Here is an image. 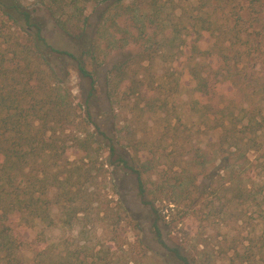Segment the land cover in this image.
Returning <instances> with one entry per match:
<instances>
[{"label": "rangeland", "instance_id": "rangeland-1", "mask_svg": "<svg viewBox=\"0 0 264 264\" xmlns=\"http://www.w3.org/2000/svg\"><path fill=\"white\" fill-rule=\"evenodd\" d=\"M24 3L42 22V35L49 46L78 53L79 45L55 27L35 0ZM95 3L92 1L88 8L91 22L97 14ZM185 6L181 0L180 7ZM166 12L167 7L161 17ZM128 16L121 17L111 10L103 28L93 34L97 50L92 95L90 81L69 66L65 85L76 112L82 115L79 132L86 137L88 147V153L71 148L66 155V170L80 169L70 187V192L77 194L72 206L78 213L67 219L61 204H53V226L37 223L23 234L28 243L20 250L23 264H33L35 250L56 254L64 249L86 251L87 264L93 259L96 264H175L170 252L175 246L185 250L192 264H240L243 260L264 264V135L259 140L263 153L259 154V176L255 179L261 187L260 194L256 202L238 201L223 181L225 172L216 174V167L225 165L222 159L226 158V148L217 146L214 124L203 117L210 111L193 109L201 95L194 90L195 82L186 74L182 57L174 47L171 57L161 59L159 31L151 34L149 30L147 36H139ZM132 21L146 22L144 17ZM241 26V37L246 32L260 34L251 45L260 55L254 52V59L244 58L239 64L245 81L237 86L232 85L237 71L231 70L230 78L219 85V95L209 104L226 105L232 100L234 107L251 105L264 116V13L251 28L248 23ZM92 32L90 29V36ZM229 43L231 63L235 50L244 45L233 40ZM206 46L199 43L201 50ZM147 56L150 59L146 60L151 61L143 62ZM123 62L130 64L123 94L109 97L112 68ZM55 65L58 72L61 66ZM200 66L212 74V84L221 80L218 60L214 71L207 68L204 60H200ZM203 106L207 102L197 105L198 109ZM120 156L126 157L131 168L120 162ZM58 169L55 166L51 172L57 173ZM38 174L43 178L41 172ZM139 177L146 200L152 201L154 194L157 198L153 201L158 210L155 215L139 198ZM62 191L55 184L50 187L49 197ZM68 221L69 227L64 225ZM154 222L162 230L161 242L151 231ZM82 246L86 249L80 250Z\"/></svg>", "mask_w": 264, "mask_h": 264}, {"label": "trees", "instance_id": "trees-1", "mask_svg": "<svg viewBox=\"0 0 264 264\" xmlns=\"http://www.w3.org/2000/svg\"><path fill=\"white\" fill-rule=\"evenodd\" d=\"M92 1L96 2L94 12H97L94 22L88 13ZM184 3L185 7H180L181 0H35L55 27L79 45L74 55L47 44L42 35V22L33 17L24 0H0V264H23L20 250L28 244L23 234L33 230L37 223L52 227L53 204H61L67 219L78 213L72 206L77 194L70 192V187L72 180L79 177L80 169L66 170V155L71 148L88 153V147L86 137L79 132L82 115L76 112L65 84L71 66L81 78L90 81V95L94 92L96 67L93 63L97 46L93 34L100 32L111 10L121 17L129 15V22L139 36L158 30L161 59L171 57L176 47L186 65V74L195 82L194 90L201 95L193 109L210 111L203 117L214 124L217 146L226 148V158L222 159L225 165H218L216 174L225 172L223 181L236 200L256 202L261 191L255 179L259 176L256 172L259 154L263 153L264 142L259 140L264 135V116L251 105L234 107L232 100L214 107L209 102L219 95L218 87L230 78L231 70L237 71L232 85L245 81L241 79L239 64L244 58L254 59V52L260 55L255 47L251 49L260 34L246 32L241 37L239 28L247 23L251 28L260 21L264 0H196L193 3L184 0ZM165 7L168 12L161 17ZM141 17L145 23L133 24V19ZM111 25L117 27L116 23ZM232 40L244 47L235 50V59L229 63L231 46L227 43ZM201 42L207 45L205 50L200 49ZM148 57L143 62L151 61L146 60ZM200 60L207 63L210 71H214L218 60L221 77L218 83H211L212 74L204 71ZM55 63L61 66L58 72ZM128 66L129 62L113 66L108 80L109 97L123 94ZM204 101L207 106L198 109L197 105ZM125 158L120 156V162L131 168ZM55 166L59 168L57 173L51 172ZM38 172L43 178H38ZM140 179L139 198L155 215L158 210L153 201L157 198L154 194L152 201L146 200ZM55 184L63 191L51 196L52 199L49 190ZM64 225L69 227L70 221ZM151 231L161 242L163 234L158 222L153 223ZM170 252L175 264H192L183 248L175 246ZM34 253L33 264H87L89 258L86 251L79 250L64 249L56 254L35 250ZM94 260L89 264H96ZM244 263L250 264V260L240 262Z\"/></svg>", "mask_w": 264, "mask_h": 264}]
</instances>
